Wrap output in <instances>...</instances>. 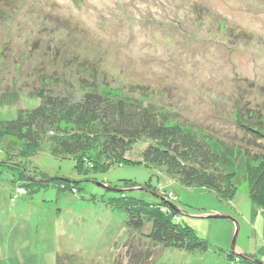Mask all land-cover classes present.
<instances>
[{
    "label": "rangeland",
    "instance_id": "obj_1",
    "mask_svg": "<svg viewBox=\"0 0 264 264\" xmlns=\"http://www.w3.org/2000/svg\"><path fill=\"white\" fill-rule=\"evenodd\" d=\"M50 86H94L167 111L237 149L236 171L246 181L222 201L210 189L182 185L167 168L147 167V140L125 155L128 164L89 173L44 144L45 153L24 161L28 170L69 180L78 192L58 184L33 190L23 167L1 166L0 264H264V212L253 206L249 181L258 164L245 154L237 124L242 115L264 133V0H0V93L21 97L0 101V119L37 105L30 90ZM160 188L175 194L165 199L207 251L158 247L128 231L113 200L158 203Z\"/></svg>",
    "mask_w": 264,
    "mask_h": 264
},
{
    "label": "trees",
    "instance_id": "obj_2",
    "mask_svg": "<svg viewBox=\"0 0 264 264\" xmlns=\"http://www.w3.org/2000/svg\"><path fill=\"white\" fill-rule=\"evenodd\" d=\"M0 94V101L20 102V95L12 90ZM29 97L37 100V105L22 106L15 116L0 119V167H23L22 177L33 190L58 184L62 189L78 192L69 180L52 179L37 170L34 171L37 174L28 170L24 161L45 153L44 144H50L48 154L51 156L73 158L78 171L89 173L128 164L125 155L143 140L149 142L143 152L145 165L167 168V174L186 187L210 189L222 201H230L244 186L246 179L236 171L237 149H231L220 138L213 139L194 125L174 122V115L161 112L140 99L94 86L38 88L30 90ZM4 101L1 105H5ZM237 122L246 133L245 154L250 162L258 164L256 170H251L249 180L252 203L264 212V133L260 126L249 123L242 115H238ZM124 181L134 189L151 190V183L139 186L131 180ZM18 191L19 195L26 193L23 187ZM158 193L161 198L158 203L123 196L114 199L112 206L126 214L128 231L137 233L140 239L158 247L190 253L207 251L208 243L193 228L181 223L182 217L175 211L179 209L165 199L170 195L176 199L175 194L162 192V188ZM148 224H151L149 228ZM132 250L134 262L137 253L133 247ZM146 256L151 259L150 254ZM235 256L233 252L226 259L235 262ZM142 261H146V257Z\"/></svg>",
    "mask_w": 264,
    "mask_h": 264
},
{
    "label": "water",
    "instance_id": "obj_3",
    "mask_svg": "<svg viewBox=\"0 0 264 264\" xmlns=\"http://www.w3.org/2000/svg\"><path fill=\"white\" fill-rule=\"evenodd\" d=\"M136 190V189H135ZM134 189H130V190H123L121 191L122 193H125V192H133L135 191ZM214 218H226V217H223V216H215ZM237 236H238V232L236 233L235 235V238H234V241H233V245H232V250H234V247H235V244H236V239H237ZM240 257V256H239Z\"/></svg>",
    "mask_w": 264,
    "mask_h": 264
}]
</instances>
